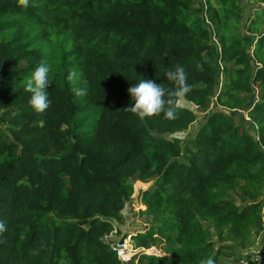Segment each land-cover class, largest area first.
Here are the masks:
<instances>
[{"label":"trees","instance_id":"obj_1","mask_svg":"<svg viewBox=\"0 0 264 264\" xmlns=\"http://www.w3.org/2000/svg\"><path fill=\"white\" fill-rule=\"evenodd\" d=\"M244 11L243 0H0V264H125L109 236L134 177L152 189L138 194L150 226L132 239L157 251L138 264H244L264 230V7L245 24ZM42 63L50 104L37 114L23 81ZM177 65L193 85L184 98L208 111L187 139L153 132L185 131L188 108L128 111L130 86L174 89L165 73ZM243 108L256 136L226 112Z\"/></svg>","mask_w":264,"mask_h":264},{"label":"clouds","instance_id":"obj_2","mask_svg":"<svg viewBox=\"0 0 264 264\" xmlns=\"http://www.w3.org/2000/svg\"><path fill=\"white\" fill-rule=\"evenodd\" d=\"M18 5L26 8L29 6V0H18ZM197 68L203 70V65L198 64ZM49 71V66L42 63L23 81L25 91L31 94L28 103L37 114H42L50 104L46 91V88L52 83L49 79ZM165 75L168 81L175 85L174 89H167L153 80H140L130 86L127 91L133 103L128 111L142 120L145 117L158 116L161 113L165 119L177 118V110L180 105L176 103V98L186 97L192 91L193 85L187 82L188 77L183 66L177 65L174 70L167 71ZM66 81L75 96L83 97L87 94L86 88L77 86L79 75L75 69L69 70ZM4 229L5 225L0 222V231ZM260 250L252 249L243 255L251 257L254 264H259L258 253ZM200 264H215V261L208 257L202 259ZM244 264H248L247 260L244 261Z\"/></svg>","mask_w":264,"mask_h":264},{"label":"rangeland","instance_id":"obj_3","mask_svg":"<svg viewBox=\"0 0 264 264\" xmlns=\"http://www.w3.org/2000/svg\"><path fill=\"white\" fill-rule=\"evenodd\" d=\"M243 2L245 4V11H244L245 14L243 15L242 21L245 24L250 18H252V16H254L256 11L258 9L263 8L264 5L257 3L255 0H243ZM250 49H252V47ZM177 104L193 111V113L195 114L194 122L190 124L189 127L185 131H182V132H176L173 134H170V133L157 134L153 132V134L163 135L167 137H178L181 139L190 138L195 134L198 125L204 120V118L208 114V111H205V112L201 111L199 108L195 107L193 103L187 101L185 98H178ZM226 112L231 114L234 117V120L237 124L245 125V128L247 129V131L250 134L256 136L255 128L252 122L247 117L246 108L229 110ZM131 181L133 183L134 188L136 189V192L134 191V193L136 194L132 195L131 202H130L131 200L130 199L124 204L122 213L124 214L123 216H125L124 217L125 220H123L121 223L118 224L119 226L118 231L117 233L111 235V239L114 242L113 243L114 247L119 249V251L121 252L122 257H123V263L138 264L137 255L139 252H137V250L142 251L144 249L134 247V241L132 237L134 236L136 232L140 230H146L147 229L146 226L150 224V221L148 218H145L144 216L139 214V209L142 204L139 201L138 194L139 192H141V190H144L146 188L152 189V187H151L150 182L142 184V182L139 181L136 177L132 178ZM145 251L148 252V250L146 249ZM261 254L262 252L258 253V255H261Z\"/></svg>","mask_w":264,"mask_h":264},{"label":"crops","instance_id":"obj_4","mask_svg":"<svg viewBox=\"0 0 264 264\" xmlns=\"http://www.w3.org/2000/svg\"><path fill=\"white\" fill-rule=\"evenodd\" d=\"M142 184H145L144 182H142ZM134 191L136 192V189L134 188ZM134 194H136V193H134ZM132 201V199L130 200V202ZM123 214V213H122ZM124 215V214H123ZM125 217V216H124ZM262 217H263V220H264V213H262ZM124 220H125V218H124ZM149 226H150V224H148V226H146V228H149ZM140 231H144V230H140ZM111 235L112 234H110V240H111V242L112 243H114L113 242V240L111 239ZM132 242V241H131ZM130 247V246H129ZM134 247H135V245H134ZM155 249V248H154ZM154 249H146V250H148V253H156L157 251L156 250H154ZM252 249H255V250H259V249H261L260 251H259V253H264V230L261 232V234L259 235V237L255 240V243L250 247V248H248V249H246V250H243V251H241L240 252V255L244 258V260L243 261H245V260H247V262L248 261H252L251 260V257H246L245 255H243V253H245V252H249L250 250H252ZM143 251V250H142ZM137 252H140V250H137ZM138 256V255H137ZM259 264H263L262 262L261 263H259Z\"/></svg>","mask_w":264,"mask_h":264},{"label":"built area","instance_id":"obj_5","mask_svg":"<svg viewBox=\"0 0 264 264\" xmlns=\"http://www.w3.org/2000/svg\"><path fill=\"white\" fill-rule=\"evenodd\" d=\"M206 22H208V21L206 20ZM208 23H209V22H208ZM213 40H215L214 37H213ZM262 213H264V204H263V206H262ZM115 233H117V231L114 230L111 234H115ZM106 238H107V236H106ZM109 243H110L112 249H113V250H116V251L118 252L119 256L122 257V254H121V252L119 251V249L115 248V247H114V244H113L111 241H110ZM143 252L148 253V252L145 251V249L143 250ZM259 256H260V261H259V263L262 262V263L264 264V253H262V254L259 255ZM122 258H123V257H122ZM242 262L244 263V261H242Z\"/></svg>","mask_w":264,"mask_h":264}]
</instances>
